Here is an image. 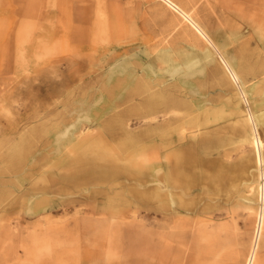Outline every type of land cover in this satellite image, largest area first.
Returning a JSON list of instances; mask_svg holds the SVG:
<instances>
[{
	"label": "rangeland",
	"instance_id": "374dc122",
	"mask_svg": "<svg viewBox=\"0 0 264 264\" xmlns=\"http://www.w3.org/2000/svg\"><path fill=\"white\" fill-rule=\"evenodd\" d=\"M173 1L243 62L252 109L263 111L264 0ZM164 3L0 0V264H159L152 238L177 224L185 233L177 264H225L232 248L244 251L233 264L245 263L258 206L254 150L237 129L247 104L223 83L212 47ZM114 81L121 86L112 92ZM150 85L176 102L141 117L139 94ZM71 126L74 133L61 136ZM130 135L148 142L135 148ZM86 149L119 157L121 166L145 161L148 170L104 182L97 167L72 164ZM176 163L189 182L171 181ZM202 228L211 238L199 261ZM214 237L222 243L216 256Z\"/></svg>",
	"mask_w": 264,
	"mask_h": 264
},
{
	"label": "bare ground",
	"instance_id": "6f19581e",
	"mask_svg": "<svg viewBox=\"0 0 264 264\" xmlns=\"http://www.w3.org/2000/svg\"><path fill=\"white\" fill-rule=\"evenodd\" d=\"M145 1V0H144ZM165 2L167 5H169L177 14H179L178 16L180 17L181 23H188L186 24L187 26V30L189 29L190 31H192L195 35H197V39L202 40L204 42H207L211 47L208 48V52L211 53L212 55L215 56L216 60H217V64H218V69L220 71H222V74H225L226 76H223V83L228 81L229 86H231L232 90L235 91V95L238 97V100L240 99L242 102H245L247 104V108L244 110V118L241 121V123L239 124L238 132H240L243 136H244V141L248 144L251 145V147H253L254 150V155H255V166L256 169L258 171V181H257V187L255 188L256 191L255 193L257 194L258 197V206H257V210H256V221H255V228L253 231V235L251 237V241H250V247L247 249L248 250V254L246 255V260L244 264H264V136L262 135L261 132V128H264V110L261 111L259 114H256L254 112V110L252 109V106L250 104V99H249V91H251V89H249L248 87H246L245 84V79L243 78V76L241 75V69L243 68L242 66L244 65L243 62L241 60H239L236 56V54L231 55V53H227L222 51L221 46L219 43H217V41L206 31V29H204V27L201 26V24L199 22L196 21V19L193 17V15L191 13H189L188 11L184 10L182 7H180L178 4H176L173 0H162V2ZM155 3V2H154ZM164 3V4H165ZM154 5V4H153ZM163 5V4H162ZM172 10V11H173ZM132 13V12H131ZM133 15V14H132ZM134 16V15H133ZM173 17V16H172ZM179 19V18H178ZM183 26V24H182ZM188 30V31H189ZM187 31V32H188ZM201 42V41H199ZM233 52V51H232ZM233 54V53H232ZM243 55V54H242ZM241 59V58H240ZM216 64V63H215ZM127 68V67H126ZM246 68V67H245ZM218 69H214L215 72L218 71ZM249 69V68H248ZM132 70V69H131ZM130 70V71H131ZM244 70V69H243ZM129 73V72H128ZM120 84L116 81H114L113 83H111L110 90L112 92L116 91V89H120ZM152 86L150 85L148 88L144 89V91L141 92L142 98H140V102L138 101L137 104L141 105L143 108V113L140 114L141 117H145L146 115H149L150 113H154V112H159V113H163L165 110L168 112L169 109L172 108V104H175L176 101H174L173 99L170 98H165L158 96L156 92H153L152 90ZM231 90V91H232ZM253 90V89H252ZM185 92V91H184ZM121 98L124 97H118V98H114V100H119ZM231 99V98H230ZM264 101L261 100L258 103H262ZM180 102V101H179ZM181 103V102H180ZM258 103L256 102V105H258ZM91 104V103H90ZM240 105H236V111L240 112L239 107ZM133 107V105H132ZM134 108H136V106H134ZM243 110V109H242ZM221 114L223 113L222 111H220ZM230 112V111H229ZM219 114V113H218ZM196 117V116H194ZM181 117L177 118L180 120ZM173 117L169 116L166 117L164 119L161 120L162 124H170L172 121ZM175 119L176 121H179ZM187 119V118H186ZM184 120V119H183ZM192 119H190L191 121ZM211 120L213 119H208L206 122L210 123L212 122ZM78 121V120H77ZM189 121V120H188ZM187 121V122H188ZM219 121V120H218ZM151 122V124H150ZM156 121H149L147 122V125H152L155 126L156 123H153ZM77 124V127L82 128V124H84V121H81L80 123H75ZM74 124V125H75ZM183 124V123H182ZM187 124V123H186ZM168 126V125H165ZM182 126V125H181ZM180 126V127H181ZM174 127V126H173ZM179 127V128H180ZM185 127V126H184ZM189 127V126H188ZM66 128V127H65ZM65 128H63L62 130H64L63 133H61V136L64 135L65 133L69 132L71 134L74 133L75 129L73 126L69 127L68 130H65ZM234 128V127H231ZM175 129V128H174ZM61 130V131H62ZM178 130V129H177ZM180 130V129H179ZM178 130V131H179ZM221 130V129H220ZM83 131V128L82 130ZM205 131V130H204ZM175 132V131H174ZM207 132V131H205ZM188 134V133H187ZM207 134V133H206ZM237 134V133H236ZM58 135V134H57ZM218 135V134H217ZM180 136V135H179ZM188 136V135H187ZM201 136V135H200ZM206 136V135H205ZM213 134L212 135H208V137H205V144L207 149H209L210 147H212V143L215 142V139H213ZM204 137V136H203ZM217 137V136H216ZM145 135H141L140 137H135L130 135L129 136V140H130V145L132 144V146H136L135 148H140L144 146V142H148L146 139ZM67 141H69V137L67 135ZM145 140V141H144ZM158 140V139H157ZM201 140V139H200ZM142 141V144H141ZM86 142V140L84 141ZM195 142V141H194ZM61 144V143H60ZM97 145V143H93V145ZM180 145V144H179ZM192 145V144H191ZM59 147V146H58ZM194 147V146H193ZM17 148V147H16ZM26 149V148H25ZM93 146H89L88 150L92 151ZM196 149V148H195ZM83 150L82 152H80V154L76 157V159L72 161L73 165H81L82 168L85 167H89L91 165L97 167L99 169V171L101 172L100 175L96 176L97 179H100L102 181H106V179L110 176H113L116 174H118L120 171L126 172L127 174H132V175H141L142 177L145 176L146 171L148 170V164L145 161H142L140 163H130L127 165H123L121 166L119 164V161L121 158L116 157V156H112L113 158H106L105 156H102L101 153L99 152H91L90 155H88V151ZM174 150V149H173ZM202 150V149H201ZM16 151V150H15ZM164 151V150H163ZM162 151V152H163ZM166 151V150H165ZM192 151H194V149H192ZM218 151V150H217ZM160 152V151H159ZM179 152V151H178ZM251 152V151H250ZM195 153V152H194ZM188 154V149H185V151L180 152L178 154H176V158L178 156V163L180 162H185L187 160V155ZM211 154V153H210ZM209 154V155H210ZM112 155V154H111ZM143 155V154H142ZM141 155V156H142ZM174 155V154H173ZM90 156V157H87ZM202 156V155H201ZM24 157V156H23ZM32 157V156H31ZM30 157V159H31ZM57 158V157H56ZM228 158V157H227ZM162 159V158H161ZM33 160V159H32ZM31 161V160H30ZM141 161V160H140ZM139 162V161H138ZM165 162V161H164ZM170 162V161H169ZM174 162V161H173ZM171 163V162H170ZM169 163V164H170ZM176 163V167H172L174 169L171 168L170 170V177L171 181H175L174 177L178 178V180L183 181L184 183L189 182L188 178L186 177V174L184 176V169H182V165ZM249 163H250V159H249ZM252 163V162H251ZM71 164V165H72ZM165 164H167L165 162ZM173 164V163H172ZM202 164V163H201ZM30 165V164H29ZM173 166V165H172ZM246 166V165H245ZM252 168V167H251ZM91 170V169H90ZM109 170V171H107ZM242 170V168H241ZM73 171V169H72ZM88 171V170H87ZM200 171V170H199ZM219 171V170H218ZM217 171V172H218ZM243 171V170H242ZM211 172V169L210 171ZM88 173V172H87ZM244 173V172H243ZM76 174V173H75ZM85 174V173H84ZM89 174V173H88ZM121 174V173H120ZM126 174V175H127ZM245 174V173H244ZM246 175V174H245ZM78 177V176H77ZM80 177V176H79ZM127 177V176H125ZM130 177V176H129ZM207 177V176H206ZM76 178V177H75ZM82 178V177H81ZM68 179V178H67ZM136 179V178H135ZM143 179V178H141ZM147 179V177L145 178ZM209 179V178H207ZM66 180V179H65ZM219 180V179H218ZM204 181V180H203ZM207 181V180H206ZM214 181V180H213ZM67 182V181H66ZM140 182V181H139ZM142 182V181H141ZM79 183V182H78ZM118 183V182H117ZM144 182H142L143 184ZM174 183V182H173ZM176 183V182H175ZM76 184V183H75ZM116 184V183H115ZM132 184V183H131ZM205 184V182H204ZM74 186V184H72ZM127 185V184H126ZM119 186V185H118ZM174 186V185H172ZM206 186V184H205ZM209 186V185H208ZM122 187V186H121ZM177 187V186H176ZM192 187V186H191ZM68 188V187H67ZM71 188V187H70ZM69 188V189H70ZM168 188V187H167ZM203 188V187H201ZM207 188V186H206ZM66 189V188H65ZM64 189V190H65ZM90 189V187H89ZM115 189V188H114ZM139 189V188H138ZM225 189V188H224ZM223 189V190H224ZM97 190V189H95ZM107 190V189H106ZM131 190V188H130ZM102 191V189H101ZM105 191V190H103ZM128 191V190H127ZM157 188L155 186V192H157ZM200 191V190H199ZM225 191V190H224ZM254 191V190H253ZM65 192V191H64ZM145 192L147 195L149 196L151 195L153 192L148 190V191H143ZM168 192V191H167ZM208 192V191H207ZM227 192V191H226ZM99 193V192H98ZM180 193V192H179ZM89 194V193H88ZM112 194V193H111ZM131 194V193H130ZM255 194V196H256ZM3 195V194H2ZM50 195V194H49ZM139 195V194H138ZM217 195V194H216ZM104 196V195H103ZM137 196V195H135ZM143 196V195H142ZM194 196V195H193ZM232 196V195H231ZM81 197V196H80ZM174 197V196H173ZM176 197V196H175ZM229 198V197H228ZM238 198V197H237ZM2 199V198H1ZM107 199V197H106ZM109 199V198H108ZM107 199V200H108ZM113 199V198H112ZM142 199V198H141ZM188 199V198H187ZM197 199V197H196ZM256 199V198H255ZM254 199V200H255ZM80 200V199H79ZM83 200V199H82ZM106 200V201H107ZM183 200V199H182ZM205 200V199H204ZM220 200V199H219ZM113 201V200H112ZM111 201V202H112ZM210 202V201H209ZM106 203V202H105ZM189 203V202H188ZM221 204V203H220ZM34 206V205H33ZM78 206V205H77ZM81 206V205H80ZM171 206V205H170ZM196 206V203L194 205V207ZM219 206V205H218ZM39 204L37 206H35V208H38ZM198 207V206H197ZM34 208V209H35ZM166 208L165 204L162 201H159V206L158 209L164 210ZM187 208V207H186ZM80 209V208H79ZM119 209V208H118ZM120 210V209H119ZM122 210V208H121ZM159 210V211H161ZM177 210V209H176ZM201 210V209H200ZM80 211V210H79ZM195 211V210H194ZM213 211V210H212ZM176 212V211H175ZM180 212V210L178 211ZM75 213V212H74ZM166 214V213H165ZM203 214V213H202ZM217 214V213H216ZM45 216V215H44ZM65 216V215H64ZM74 216V215H73ZM214 216V215H213ZM212 216V217H213ZM50 217V216H49ZM62 217V216H61ZM68 218V217H67ZM55 219V218H54ZM66 219V218H65ZM64 219V220H65ZM171 219V218H170ZM215 219V218H214ZM51 220V219H50ZM55 221V220H54ZM37 223V221H35ZM169 222V221H168ZM33 223V222H32ZM49 223V222H48ZM47 223V224H48ZM252 224V223H251ZM100 225V224H99ZM97 226V225H96ZM169 227V226H168ZM211 227V226H210ZM184 227L180 226V224L176 225V228L171 230V231H166L165 227H161L159 228V232L158 235H156V237L154 236L153 241H154V247L155 248V256L156 259L160 260L158 263L159 264H168L170 262V260H172L173 264H177L180 260L181 254H180V248H178V244L182 243L184 241ZM252 229V228H251ZM91 230V229H90ZM248 230V229H247ZM98 232V231H97ZM150 233H152L150 231ZM245 235V234H244ZM82 237V236H81ZM191 238V237H190ZM211 238V235L205 230V228L200 229L197 237H196V258H198L199 261H203L202 258V253L204 252L203 249V245L202 242L203 241H207V239ZM216 238V243L219 244L217 249L215 251H212V253L216 256L217 252L219 249H222V243L220 238L214 237ZM81 239V238H80ZM243 239V238H242ZM95 240V239H94ZM238 240V239H237ZM247 240V239H246ZM228 243V242H227ZM93 244V243H92ZM238 243H236L237 245ZM95 246V245H94ZM188 246V245H187ZM221 247V248H220ZM93 248V247H92ZM85 249V248H84ZM81 250V249H80ZM154 250V249H153ZM84 251V250H83ZM222 251V250H221ZM147 252V249H146ZM223 253V252H222ZM225 255V259H223V262L225 264H233L234 261H238L240 262V258L241 256H243L244 251L242 249H238V248H232V249H228L225 253H223ZM185 255V254H184ZM185 257V256H184ZM205 257V256H204ZM203 257V258H204ZM214 257V256H213ZM82 258V257H81ZM89 258V256H88ZM90 259V258H89ZM156 260V261H157ZM197 260V261H198ZM208 260V259H207ZM212 260V259H211ZM215 260V259H213ZM222 260V259H221ZM175 261V263H174ZM210 261V260H209ZM217 261V260H216ZM211 262V261H210ZM219 263V262H218ZM156 264V263H155ZM183 264V262H182ZM199 264V263H198Z\"/></svg>",
	"mask_w": 264,
	"mask_h": 264
}]
</instances>
